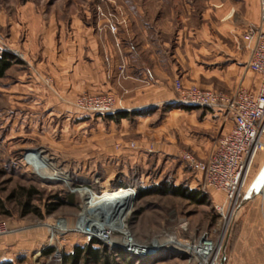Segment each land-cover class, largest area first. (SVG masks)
Masks as SVG:
<instances>
[{
	"label": "rangeland",
	"instance_id": "rangeland-1",
	"mask_svg": "<svg viewBox=\"0 0 264 264\" xmlns=\"http://www.w3.org/2000/svg\"><path fill=\"white\" fill-rule=\"evenodd\" d=\"M186 6L183 0H0V51L15 56L0 77V225L6 228L0 264H70L67 257L89 245L101 261L85 251L75 264H105L106 258L109 264H221L245 212L256 210L263 218L264 195L241 207L243 199L226 204L186 164L187 153L206 160L220 134L199 151L204 138L182 130L195 126L165 109L105 119L79 109L78 99L113 95L122 105L121 97L88 90L64 94L52 75L70 71L78 33L84 44L95 40L102 49L106 38L118 50L145 30L153 34L157 19L169 16L170 37ZM263 165L262 152L247 190ZM169 185L200 191L205 199L164 192ZM121 188L134 194L119 215L112 214L113 206L105 218L86 209L103 191ZM205 243L216 248L207 259L196 251Z\"/></svg>",
	"mask_w": 264,
	"mask_h": 264
},
{
	"label": "crops",
	"instance_id": "crops-1",
	"mask_svg": "<svg viewBox=\"0 0 264 264\" xmlns=\"http://www.w3.org/2000/svg\"><path fill=\"white\" fill-rule=\"evenodd\" d=\"M193 1L183 0L187 14L181 15V27L170 37L165 27L169 16L157 19L153 34L145 30L133 44L126 42L118 50L106 38L102 49L96 48L95 40L84 44L78 33L71 45L70 71L61 68L52 73L59 89L73 95L84 90L112 93L121 97L123 111L130 113L165 109L168 115L185 116L195 126L182 128L186 137L197 131L204 138L197 149L207 150L209 137L228 132L233 123L205 108L176 106L175 83L179 80L185 86L195 84L227 94L239 87L256 90L261 78L247 68L251 49L243 35L260 20L261 0ZM60 58L65 63L69 60ZM260 216L256 210L245 212L224 264H264V212Z\"/></svg>",
	"mask_w": 264,
	"mask_h": 264
},
{
	"label": "built area",
	"instance_id": "built-area-1",
	"mask_svg": "<svg viewBox=\"0 0 264 264\" xmlns=\"http://www.w3.org/2000/svg\"><path fill=\"white\" fill-rule=\"evenodd\" d=\"M260 5V20L250 24L243 35L251 49L247 68L261 78L256 90L239 87L227 94L195 84L185 86L179 80L175 83L176 106L205 108L233 123L232 128L220 136L206 160L184 154L186 164L200 176L203 188L222 193L225 203L233 206L246 194L255 160L259 153H264V0ZM110 27L115 30V25ZM76 106L102 115L123 111V105L118 104L113 95H87L79 98ZM218 207L223 209L224 206ZM5 232V226L0 225V234Z\"/></svg>",
	"mask_w": 264,
	"mask_h": 264
},
{
	"label": "trees",
	"instance_id": "trees-1",
	"mask_svg": "<svg viewBox=\"0 0 264 264\" xmlns=\"http://www.w3.org/2000/svg\"><path fill=\"white\" fill-rule=\"evenodd\" d=\"M15 62V56L7 51H0V77H4L6 71L12 66V64ZM185 108H194L191 106H182ZM143 112H133L130 113L128 111H120L117 112L115 114H107L104 116L105 119H110V120H115V121H119L120 119L124 118V117H128L130 115H141ZM152 190V189H151ZM149 190L150 192L155 191V190ZM167 193H173L176 195H181L187 198H191V199H199V198H203L205 199V194L194 190V189H189V188H185L181 185H169L167 187V189L164 191ZM94 243V241L92 242ZM85 251H87L88 253L85 255H89L93 261L95 262H99L101 261V256L99 253V250L96 248H93L91 245L88 246L87 250H82L80 247H77L76 251L74 253H72L71 255H69L67 257L68 260H70V264H75V262H77L78 258L80 257V255H82L83 253H85ZM108 258L104 259L105 264H109L108 263Z\"/></svg>",
	"mask_w": 264,
	"mask_h": 264
},
{
	"label": "bare ground",
	"instance_id": "bare-ground-1",
	"mask_svg": "<svg viewBox=\"0 0 264 264\" xmlns=\"http://www.w3.org/2000/svg\"><path fill=\"white\" fill-rule=\"evenodd\" d=\"M247 188H248V186H247ZM247 188H246V190H247ZM246 190H245V193H246ZM263 193H264V186L262 187L261 191L259 192V195H262ZM133 194H134V192L132 189H122L121 188L119 190H115L113 193H109V191H103L96 201H93L91 203H86V209L93 211V212H96L98 216L101 214L105 218L107 216V214L109 213V208L111 206H113L114 209H116V210L112 214L114 216H117L121 212H123L125 209H127V207L129 206L130 197ZM86 227L87 226H85V227L83 226L82 227L83 229H81V230L85 233L95 235L94 233L91 232V227H89L90 229H87ZM98 229L102 231L101 227H99ZM98 232H100V231H98ZM127 242H128V244L127 243L126 244L128 246H132V241L127 240ZM207 244L208 243H205L204 244L205 246H203L202 248H198L196 250L197 253L200 254L201 256H203L205 259L208 258V256L212 253V251L214 249L216 250L215 247L208 246L209 244L208 245ZM133 250L134 251L138 250L137 246H135V248H133ZM139 250H141V249H139ZM151 252H153V250L148 251L147 253H151Z\"/></svg>",
	"mask_w": 264,
	"mask_h": 264
},
{
	"label": "water",
	"instance_id": "water-1",
	"mask_svg": "<svg viewBox=\"0 0 264 264\" xmlns=\"http://www.w3.org/2000/svg\"><path fill=\"white\" fill-rule=\"evenodd\" d=\"M264 186V165L261 168L258 175L253 180L252 184L250 185L249 189L247 190L246 194L243 197V200L239 207H241L244 203L248 202L249 200L256 197L259 192L261 191L262 187ZM226 260V256H223L221 264H224Z\"/></svg>",
	"mask_w": 264,
	"mask_h": 264
}]
</instances>
